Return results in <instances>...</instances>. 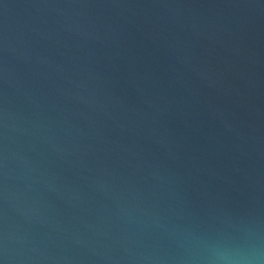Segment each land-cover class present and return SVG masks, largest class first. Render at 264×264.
Here are the masks:
<instances>
[{
	"label": "water",
	"instance_id": "water-1",
	"mask_svg": "<svg viewBox=\"0 0 264 264\" xmlns=\"http://www.w3.org/2000/svg\"><path fill=\"white\" fill-rule=\"evenodd\" d=\"M0 264H264V0H0Z\"/></svg>",
	"mask_w": 264,
	"mask_h": 264
}]
</instances>
